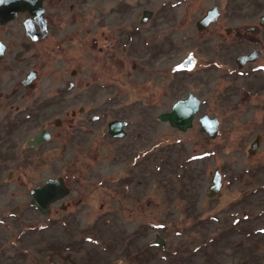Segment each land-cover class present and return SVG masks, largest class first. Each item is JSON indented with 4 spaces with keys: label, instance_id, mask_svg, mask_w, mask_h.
<instances>
[{
    "label": "rangeland",
    "instance_id": "rangeland-1",
    "mask_svg": "<svg viewBox=\"0 0 264 264\" xmlns=\"http://www.w3.org/2000/svg\"><path fill=\"white\" fill-rule=\"evenodd\" d=\"M95 3L61 6L57 13L91 15ZM213 3L220 8L222 26L225 14L239 25L264 12V0H186L182 13L187 8L199 13ZM68 28L60 23L62 31ZM217 29L215 42L223 41ZM219 51L199 47L193 88L201 101L197 111L218 118L210 139L198 129L200 113L184 132L155 120L156 113H145L138 66L130 85L119 77L95 94V70L88 62L87 113L99 119L87 122L77 136L53 126L60 136L36 149L23 141L38 123L32 113L15 109L19 73L14 60H5L0 71V264H264V54L252 64L258 70L251 73L246 67L238 73L229 72L228 55ZM54 66L41 68L40 87L49 88L47 80L53 78V87L61 89L67 67ZM81 87L76 83L69 93L55 94L50 120L53 115L68 118L63 115L80 103L74 93ZM121 115L126 135L110 136L106 120ZM256 134L255 150L248 153ZM214 168L221 174L220 185L217 194L207 196ZM55 175H66L74 187H98L80 202L74 194L67 197L71 203L65 209L54 205V211L38 213L26 204L28 189ZM117 198L134 208L120 210Z\"/></svg>",
    "mask_w": 264,
    "mask_h": 264
},
{
    "label": "flooded vegetation",
    "instance_id": "flooded-vegetation-1",
    "mask_svg": "<svg viewBox=\"0 0 264 264\" xmlns=\"http://www.w3.org/2000/svg\"><path fill=\"white\" fill-rule=\"evenodd\" d=\"M74 4L85 5V0H0V71L7 66L3 63L5 60L11 61V64L13 60L15 61L19 73L17 84L13 89L17 96L15 109L19 107L17 110L21 112L32 113L30 114L32 121L38 123L36 130L23 141L30 149L41 147L53 137L60 136V131H53V126L67 128L77 136L79 133H84L87 122H96L99 119L96 113L95 115L87 113L85 92L88 81L85 76L88 62L90 63L88 68L95 70L94 78L97 83L93 82L95 94L104 85L117 84L119 77L130 85L133 72L138 66L141 74L138 79L142 81L145 92L144 107L147 108L145 113H156L155 120L184 132L193 125L195 113H200L196 116L199 130V116L204 113L208 116H216L197 111L201 101L193 88L197 83L196 64L199 63V47L205 45L206 51H213L215 46L219 47L220 54L228 55L226 64L229 72L238 71V73L246 67L251 69V73L258 70L252 64L264 54V12L258 14L250 23L239 25L230 23L231 15L225 14L223 17L227 23L223 26L220 25L221 11L218 5L213 3L199 13L190 12L187 8L186 13H182V6L186 4V0H143L140 4H134L130 0H96L94 14L87 15L81 12L68 16L57 13L61 6L72 7ZM179 5L181 8L176 9ZM243 6L241 4L238 9L243 10ZM212 8L216 11L213 19L198 28V20ZM134 10L137 11L135 16ZM241 16L246 18V15ZM68 17L70 19H67ZM87 22H91L92 26L90 24L87 27ZM60 23L61 28L65 25L69 28L62 31L59 29ZM217 27H221L223 31V41L215 42L216 32L219 31ZM203 32L206 33L199 41L198 37ZM240 55H251V58L238 63L237 57ZM54 65L59 69L67 67L61 89L53 87L55 82L53 78L47 80L46 84L49 88L40 87L38 79L41 68L47 66L54 70ZM232 66L233 68H230ZM259 67L262 69L261 66ZM191 80H194V83L187 86L189 84L187 81ZM76 83L82 85L79 92L74 93L75 97L78 96L75 99L80 102L76 109H70L68 115L64 113L63 116L68 117L66 119L53 115L55 94L69 93ZM1 93L2 91H0V99H3ZM189 94L196 96L199 101L189 127L181 130L167 120L157 118L159 114L170 111L173 103ZM27 101L31 104L22 106L23 102ZM2 104L4 101L0 102V107ZM39 113H46L45 118L39 116ZM49 113H53L50 116L51 119L54 116L52 120L49 119ZM145 113L141 115L145 116ZM124 118V116H113L106 120V133L110 136H118L108 132L109 122L115 120L121 123L120 136H125L123 126L127 123ZM3 124L4 121L0 118V129L4 128ZM99 124L101 130V123ZM44 131L47 132V136L36 145L27 144V140L32 139L36 133ZM202 132L208 136L204 131ZM255 137L258 142V134ZM58 176L61 177L67 190L62 196L49 203L48 213L55 210L54 205L65 209L71 203L65 201L67 197L74 194L77 196L75 200L80 202L81 196L98 187L96 184L92 186L93 189L74 187L67 183L66 175H55L46 179ZM31 188L28 189L29 198L26 204L39 213L34 205L28 204ZM116 200L120 210L126 207L130 210L134 208V205H123L119 198Z\"/></svg>",
    "mask_w": 264,
    "mask_h": 264
},
{
    "label": "water",
    "instance_id": "water-1",
    "mask_svg": "<svg viewBox=\"0 0 264 264\" xmlns=\"http://www.w3.org/2000/svg\"><path fill=\"white\" fill-rule=\"evenodd\" d=\"M216 11L214 8L207 10V12L198 20V28L202 27L206 22L213 19ZM1 20V19H0ZM251 55H240L237 57L238 63L250 59ZM184 66V65H180ZM198 98L193 94H189L187 97L177 100L172 104L170 111L161 113L157 116L158 119L167 120L171 125L176 126L181 130H185L191 125V118L194 112L198 108ZM200 130L204 131L208 137H213L217 133V117L208 116L206 113L199 116ZM120 122L110 121L108 125V132L114 135H121ZM47 136V132H38L32 139L27 140L28 145H36V143ZM257 144V137H255L248 146V153L255 150ZM220 185V174L217 169H214L210 177V183L207 186V196H213L218 193ZM67 188L62 182L60 176L56 178H48L40 184L34 185L29 190L30 199L28 204L34 205L39 213L45 214L49 212V203L66 192Z\"/></svg>",
    "mask_w": 264,
    "mask_h": 264
}]
</instances>
